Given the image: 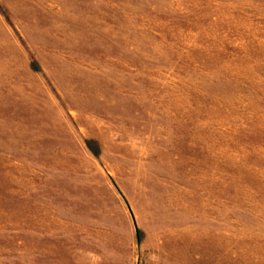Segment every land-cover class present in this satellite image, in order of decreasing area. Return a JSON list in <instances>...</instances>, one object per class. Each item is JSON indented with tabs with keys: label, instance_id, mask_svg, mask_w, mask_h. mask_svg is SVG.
<instances>
[{
	"label": "rangeland",
	"instance_id": "374dc122",
	"mask_svg": "<svg viewBox=\"0 0 264 264\" xmlns=\"http://www.w3.org/2000/svg\"><path fill=\"white\" fill-rule=\"evenodd\" d=\"M0 264H264V0H0Z\"/></svg>",
	"mask_w": 264,
	"mask_h": 264
}]
</instances>
